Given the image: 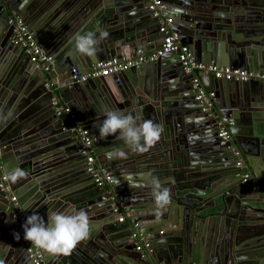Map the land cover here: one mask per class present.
Returning <instances> with one entry per match:
<instances>
[{"label":"water","instance_id":"obj_1","mask_svg":"<svg viewBox=\"0 0 264 264\" xmlns=\"http://www.w3.org/2000/svg\"><path fill=\"white\" fill-rule=\"evenodd\" d=\"M161 1L195 60L264 73V0ZM146 5L0 0V264H33L18 211L44 264H264V81L200 74L214 95L198 99L172 52L112 75L111 85L68 79L55 89L65 73L148 51L144 40L159 34ZM16 15L53 57L50 71L13 42ZM64 17L81 22L74 38ZM53 99L78 109L76 128L110 183L96 186ZM138 235L151 252L136 249Z\"/></svg>","mask_w":264,"mask_h":264},{"label":"built area","instance_id":"obj_2","mask_svg":"<svg viewBox=\"0 0 264 264\" xmlns=\"http://www.w3.org/2000/svg\"><path fill=\"white\" fill-rule=\"evenodd\" d=\"M147 2V9L151 13L152 17L158 22V33L161 36L159 45L152 51H136L133 57H122L120 59L111 58L102 62H98L95 66L89 69L87 72L77 75L73 73L70 76V81L86 82L90 79L104 77L110 78L112 75L119 73L121 71L127 70L132 67L139 66L145 62L153 61L158 59L160 56L175 52L178 55L179 61L181 63V68L183 72L187 75H192V85L193 88H199L198 99L212 97L214 94L209 93L201 87L200 74H213L216 79H222L225 81H230L233 79L246 81L248 79H256L264 81V75H258L252 72H247L244 69L233 68V67H216L212 64H203L195 60L194 56L190 52L188 46L181 45L177 34L171 29L172 18L167 17L164 14V5L161 0H144ZM10 23L13 25V42L19 44L24 52L30 57V62L37 65L39 68L45 71H50L52 65L54 64V59L52 56L47 55L42 48L38 45L33 37V33L30 32L24 23L23 19L16 15L10 19ZM47 89H51L52 85L48 82L45 84ZM60 84H56L55 89H59ZM54 88V87H53ZM54 105L57 107V113L59 115H66L70 121H75V114L72 110L64 106H58L57 99H53ZM219 123V138L222 142L228 140L230 125L229 121L225 117H221L218 120ZM72 130H76L82 140L81 151L87 156V162L89 169L88 171L93 174L95 184L104 186V184L110 183L111 175L104 171L99 170L94 165V157L92 156V151L90 147V141L86 137L87 132L83 131L81 128L73 127ZM237 167H240V162H237ZM243 181L249 178V174L243 173ZM11 202L15 205V198L11 199ZM17 212V210H16ZM18 220L26 228L25 217L18 211ZM122 221L123 217H119ZM32 231L28 228L25 229L24 236L29 238V244L27 248V253L29 259L33 264H44L42 252L37 247L35 241L32 238ZM139 243L136 249L140 250L144 246H147L146 240L142 236H138Z\"/></svg>","mask_w":264,"mask_h":264},{"label":"crops","instance_id":"obj_3","mask_svg":"<svg viewBox=\"0 0 264 264\" xmlns=\"http://www.w3.org/2000/svg\"><path fill=\"white\" fill-rule=\"evenodd\" d=\"M170 18L172 17V16H169ZM173 18V17H172ZM78 18H74V19H69V18H66V17H64V18H62L61 19V23H65V24H67V26H69L70 28H71V36L74 38L77 34H78V28H79V23H81V22H79L78 20H77ZM174 20V19H173ZM144 43H145V45H146V50H148V51H151V50H154V48L158 45V38H155V40H147V39H145L144 40ZM233 68H237V67H233ZM252 73H255V74H258V75H262V74H264L263 72H261V71H256V72H252ZM261 73V74H260ZM69 75L68 74H64V76L62 75L61 77H58V79H57V83L58 84H60V86H63L64 84H65V82H67L68 81V79H69ZM106 81H107V83L109 84V85H111V84H113L112 83V79H111V77L110 78H106ZM65 107V106H64ZM73 112H74V114H75V119H77L78 118V109L77 108H75V110H72ZM77 113V114H76ZM67 117V116H66ZM68 118V117H67ZM81 119H85V121L87 120V118H85V117H82ZM244 173H247V172H244ZM160 176H162L163 178H165L164 177V175H165V172H160L159 171V173H158ZM248 174V173H247ZM156 175V174H155ZM163 231H164V233H166V231H165V228H163ZM164 236V235H163Z\"/></svg>","mask_w":264,"mask_h":264},{"label":"flooded vegetation","instance_id":"obj_4","mask_svg":"<svg viewBox=\"0 0 264 264\" xmlns=\"http://www.w3.org/2000/svg\"><path fill=\"white\" fill-rule=\"evenodd\" d=\"M61 118L63 119V117H61ZM63 121H64V119H63ZM64 122H65V121H64ZM71 122H73V121H71ZM64 124H65V123H64ZM73 124H74V125H73ZM75 125H76L75 122H73L72 125H71L70 127H67L66 124H65L66 129H72ZM96 186H97V187H100V186L97 185V184H96ZM101 187H103V186H101ZM119 217H123V220L120 221V220H119ZM117 220H118L120 223H124V222L126 223V222H127V215L125 214V212L121 211V213H119L118 216H117ZM161 234H163V235L165 234V233L163 232V230L161 231ZM163 235H162V236H163ZM138 236H142V235H138ZM142 237H143V238L146 240V242L148 243L147 246H144V247H143V251H147V250H149V251L151 252L152 250L150 249V248H151V247H150L151 245H150L149 240H147L144 236H142ZM138 251H141V249L138 250ZM193 264H194V263H193Z\"/></svg>","mask_w":264,"mask_h":264},{"label":"clouds","instance_id":"obj_5","mask_svg":"<svg viewBox=\"0 0 264 264\" xmlns=\"http://www.w3.org/2000/svg\"><path fill=\"white\" fill-rule=\"evenodd\" d=\"M162 3H163V2H162ZM163 5H164V14H165V13H166V5H165L164 3H163ZM150 14H151V13H150ZM157 28H158V23H157ZM157 31H158V30H157ZM158 34H159V33H158ZM160 39H161V36H160V34H159V38H158V45H159ZM158 45H157V46H158ZM157 46H156V47H157ZM156 47H155V48H156ZM155 48H154V49H155ZM151 51H152V50H151ZM60 116H61V117H63V114H62V115H60ZM73 122H75V121H73ZM74 127H76V125H75ZM78 135H79V134H78ZM91 153H92V152H91ZM92 156H93V155H92ZM93 157H94V156H93ZM94 165H95V158H94ZM97 168H98V167H97ZM102 171H103V170H102ZM104 172H105V171H104ZM109 174H110V175H111V177H112V174H111V173H109ZM11 203H12L11 205H12L13 207H15V206H16V204L14 205V204H13V202H11ZM25 223H26V222H25ZM23 226H24V225H23ZM24 228H25V227H24ZM28 228H29V227H28V226H26V228H25V229H28ZM32 233H33V232H32ZM194 264H196V263H194Z\"/></svg>","mask_w":264,"mask_h":264},{"label":"trees","instance_id":"obj_6","mask_svg":"<svg viewBox=\"0 0 264 264\" xmlns=\"http://www.w3.org/2000/svg\"><path fill=\"white\" fill-rule=\"evenodd\" d=\"M63 119H64L65 124H66L67 127H70V126L72 125L73 122H71V121L66 117L65 114L63 115ZM73 125H74V124H73Z\"/></svg>","mask_w":264,"mask_h":264}]
</instances>
